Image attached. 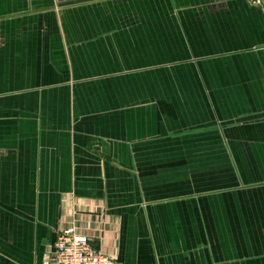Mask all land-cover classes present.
Masks as SVG:
<instances>
[{
  "label": "crops",
  "instance_id": "0c3cea01",
  "mask_svg": "<svg viewBox=\"0 0 264 264\" xmlns=\"http://www.w3.org/2000/svg\"><path fill=\"white\" fill-rule=\"evenodd\" d=\"M69 227L264 264V0H0V264Z\"/></svg>",
  "mask_w": 264,
  "mask_h": 264
},
{
  "label": "built area",
  "instance_id": "2783aa9c",
  "mask_svg": "<svg viewBox=\"0 0 264 264\" xmlns=\"http://www.w3.org/2000/svg\"><path fill=\"white\" fill-rule=\"evenodd\" d=\"M261 2V0H257ZM43 264H123L95 250L74 227L58 231L49 257Z\"/></svg>",
  "mask_w": 264,
  "mask_h": 264
}]
</instances>
